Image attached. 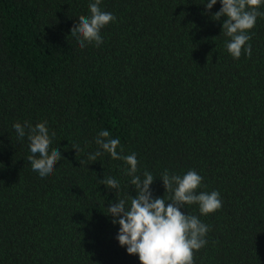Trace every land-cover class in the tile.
Returning <instances> with one entry per match:
<instances>
[{"label": "trees", "instance_id": "obj_1", "mask_svg": "<svg viewBox=\"0 0 264 264\" xmlns=\"http://www.w3.org/2000/svg\"><path fill=\"white\" fill-rule=\"evenodd\" d=\"M93 2L0 0V264H140L108 215L136 192L129 166L96 143L102 130L136 154L137 175H153V198L170 195L165 170L219 191L211 214L181 208L210 228L194 264H264V16L251 56L234 59L226 17L212 18L220 0L210 11L208 0H101L116 19L81 49L71 29ZM25 121L46 122L61 152L47 177L13 128ZM108 177L118 190L100 184Z\"/></svg>", "mask_w": 264, "mask_h": 264}, {"label": "clouds", "instance_id": "obj_2", "mask_svg": "<svg viewBox=\"0 0 264 264\" xmlns=\"http://www.w3.org/2000/svg\"><path fill=\"white\" fill-rule=\"evenodd\" d=\"M220 2L222 7L212 18L219 21L226 17L222 32L230 37V41L225 43L228 53L234 59H239L243 49L250 57L252 49L248 42L251 36L248 32L255 26L257 18L264 16V12L258 11L264 0ZM100 3L101 0L90 3V16H79L78 25L71 29V35L77 39L81 49L93 42L99 47L103 43L101 29L116 19L113 14L102 11ZM216 3L217 0H208L205 8L210 11ZM13 128L19 139L27 135L31 152L27 160L32 170L38 172L42 178L52 174L54 166L62 156L58 148L49 151L51 140L46 122L38 123L34 127L28 121L23 126L17 122ZM96 143L112 159L123 160L129 166L126 174L131 177L130 185L134 186L136 192L135 196L118 199L117 203L111 204L107 209L108 215L113 217L112 222L120 226L117 235L120 246H126L129 255H138L140 264H194V252L206 245L205 237L210 228L197 216L182 212L181 208L197 204L201 215L211 214L222 207L219 191L197 193L202 177L194 170H189L182 177L170 175L165 170L161 179L166 193L170 195L167 200L165 195L153 198L150 185L153 184L154 177L148 171L143 173V179L137 175L138 160L135 153L122 155V148L118 153L120 140L111 138L108 130L98 133ZM73 148L79 151L78 146ZM101 154L100 151L89 154L88 160L95 161ZM80 164L83 166L87 162L81 160ZM100 184L109 189H119V182L112 177L100 180Z\"/></svg>", "mask_w": 264, "mask_h": 264}]
</instances>
